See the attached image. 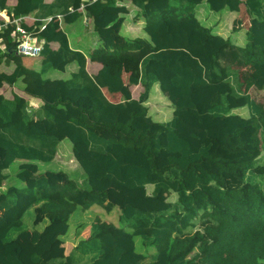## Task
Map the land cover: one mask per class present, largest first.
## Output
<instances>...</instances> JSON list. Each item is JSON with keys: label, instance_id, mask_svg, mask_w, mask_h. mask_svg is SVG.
<instances>
[{"label": "trees", "instance_id": "1", "mask_svg": "<svg viewBox=\"0 0 264 264\" xmlns=\"http://www.w3.org/2000/svg\"><path fill=\"white\" fill-rule=\"evenodd\" d=\"M8 2L0 10L32 14L22 26L45 45L18 56L15 26L0 33V89L17 92H0V264H264V0H97L81 12L82 0ZM240 6L244 46L214 33ZM127 16L142 33L126 38L133 50L119 34ZM55 17L100 35L94 75ZM155 87L168 120L147 106ZM65 140L80 172L41 167ZM116 185L143 193L111 200ZM118 212L120 228L104 220ZM69 228L75 246L51 253Z\"/></svg>", "mask_w": 264, "mask_h": 264}, {"label": "crops", "instance_id": "2", "mask_svg": "<svg viewBox=\"0 0 264 264\" xmlns=\"http://www.w3.org/2000/svg\"><path fill=\"white\" fill-rule=\"evenodd\" d=\"M47 2H50V0H46ZM244 1V0H242ZM130 4L129 2H126V5ZM14 0H9L8 5H13ZM128 6V5H127ZM129 7V6H128ZM132 13V9H130ZM84 15V14H83ZM86 16L83 17L82 21H86ZM23 21L26 24H32L35 19L34 16L31 14L29 16L23 17ZM80 22V25L82 23ZM217 21V27L214 30L215 34H218L224 38H230L232 39V42L235 44L243 45L246 42V34L245 32L249 28V18L246 15L245 8L243 6H240L239 12L229 14V13H223L222 16H217L216 17ZM83 27H79L78 25H66L62 23L60 25L61 30L66 34L69 32L70 35L67 34V39L69 42V46L73 50H78L80 52H83L87 57H86V68L89 74L94 75L100 68L102 64V60H104V54H102L101 58L99 59H92L89 58L90 53H95L97 52L96 50L99 48V44H101L102 48V43L100 42L99 36L95 35L93 31L88 30V22L85 23L83 22ZM79 31H82L83 33L79 35ZM120 37L122 40L126 43V46L123 48L125 50H133V44L128 41L127 39H135L142 37V33L140 31V25L133 24L132 21L130 20V16L124 17L123 18V23L120 29ZM127 38V39H126ZM88 40V42H85V40ZM88 43L89 45L87 46ZM244 46V45H243ZM57 45H53V49H56ZM125 78V77H124ZM158 88L155 87L149 98V102L147 103V106L150 109V113L154 116L156 120H168L171 118L173 115V110L169 106L168 102H164L159 94H157ZM0 92L3 94V96L6 99H11L13 94H16V90L14 88H10L8 86H3L0 89ZM140 93V88L135 87L132 89L131 95L132 98L136 99ZM24 101L28 103L29 109H34L35 107L40 106V101L34 98H30L25 94L19 93ZM111 101L117 102L119 101L118 96H113L110 97ZM62 144V143H61ZM60 144V145H61ZM58 146L56 156H60L63 153H61L62 149H65L67 151L66 156L70 157L73 159L72 155L69 154L71 153L70 151L68 152V149L64 146L60 147ZM4 152L0 149V159L3 158ZM18 165V162H17ZM119 192V191H117ZM120 193V192H119ZM121 196V195H120ZM119 196V197H120ZM118 199V198H117ZM87 236V232L83 234V237ZM26 239H23V242L25 243ZM76 244V239L74 238L73 235V230L69 229L68 234L63 236L61 241L58 242L57 245H55L50 252L55 253L57 255H67L68 252L75 246ZM122 245H124V242H122ZM25 247V245H24ZM27 248V247H26Z\"/></svg>", "mask_w": 264, "mask_h": 264}, {"label": "rangeland", "instance_id": "3", "mask_svg": "<svg viewBox=\"0 0 264 264\" xmlns=\"http://www.w3.org/2000/svg\"><path fill=\"white\" fill-rule=\"evenodd\" d=\"M127 5L131 8V9H134L133 7H132V5L131 4H128L127 3ZM80 11V10H79ZM81 12V11H80ZM73 25H78L79 27H83V22L81 23V25H80V21H77V22H75ZM83 32L82 31H79V35H81ZM65 34H66V32H65ZM67 34L68 35H70L69 34V32H67ZM67 34H66V36H67ZM108 35H110V33H108ZM85 42H88V40L86 39L85 40ZM87 44V46L89 45L88 43H86ZM29 58V57H28ZM34 66V68L36 67V65L34 64L33 65ZM242 81H243V83H244V87H245V90L246 91H248L251 95H253V97L254 98H256L257 100H261L260 99V97H261V94L262 93H258V91H257V89L255 88V86H252V80L249 78V76L246 74V71H245V73H243L242 74ZM157 94H159L158 96H160L161 98H162V100L164 101V102H167V100L164 98V96H162L161 95V93L159 92V91H157ZM62 143V144H61ZM60 144V147H62V146H64V147H66L67 149H68V152L70 151L71 152V145H70V143L68 142V141H62ZM61 153H63L62 155H60L59 157L58 156H56L55 157V159H54V162H53V164H47V165H45V164H42V166L41 167H46V168H48V169H54V168H57V169H67V170H69V171H71V170H75L76 168L78 169V173L80 172V169L77 167V165H76V163L73 161V159L71 158V156L70 157H68V156H66V153H67V151L65 150V149H62L61 150ZM69 154H71V153H69ZM17 169V163H14L10 168H9V170L8 171H10V172H15V170ZM77 172L75 173V174H77ZM148 189V188H147ZM117 191H119V192H117ZM114 193L116 194L115 196H114ZM139 194V193H143V190H140V191H127L125 188H122V187H120L119 185H116V187H114L113 188V190H111V193H110V198H111V200H117L118 201V197L120 196V195H123V194H130V195H134V194ZM161 198L162 199H167L168 201H170V200H174V196H172V195H166V194H162L161 195ZM96 210H98V211H96ZM95 211H94V213H101L99 210L100 209H96ZM77 212H75L74 214H76ZM27 214H30L31 215V221H30V226H28V224H27V221H28V219H29V217H28V215ZM26 215H27V217L25 218V223H24V225H25V227L26 228H28V229H31L32 228V211L30 210L28 213H27ZM119 215V212L117 213V215L116 216H113V215H110V216H105L104 217V220H106V221H109L110 223H112V224H114V225H116L118 228H120V227H122V225L119 223V221H118V216ZM74 216V215H73ZM70 227H71V225H70ZM72 228H73V226H72ZM70 229V228H69ZM68 234V233H67ZM66 234V235H67ZM65 236V235H64ZM61 238H63V237H61ZM138 240H140V239H138ZM139 244V243H138ZM137 244V245H138Z\"/></svg>", "mask_w": 264, "mask_h": 264}, {"label": "built area", "instance_id": "4", "mask_svg": "<svg viewBox=\"0 0 264 264\" xmlns=\"http://www.w3.org/2000/svg\"><path fill=\"white\" fill-rule=\"evenodd\" d=\"M97 0H82L80 11L84 9V4L95 2ZM59 26L61 18L55 17ZM53 18H48L46 22L51 21ZM23 17L14 18L5 10H0V33L12 24L15 26V33L12 35V40H15L14 53L18 56L37 58L41 55L45 40L38 38L34 33L27 31L22 24L24 23ZM42 27L41 29H43ZM1 46V45H0Z\"/></svg>", "mask_w": 264, "mask_h": 264}, {"label": "clouds", "instance_id": "5", "mask_svg": "<svg viewBox=\"0 0 264 264\" xmlns=\"http://www.w3.org/2000/svg\"><path fill=\"white\" fill-rule=\"evenodd\" d=\"M45 45V44H44ZM31 58V57H30Z\"/></svg>", "mask_w": 264, "mask_h": 264}]
</instances>
